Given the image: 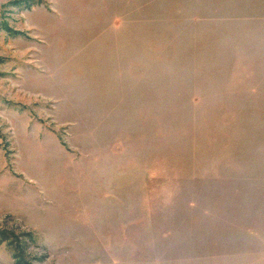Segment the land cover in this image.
<instances>
[{"label": "rangeland", "instance_id": "rangeland-1", "mask_svg": "<svg viewBox=\"0 0 264 264\" xmlns=\"http://www.w3.org/2000/svg\"><path fill=\"white\" fill-rule=\"evenodd\" d=\"M0 264H264V0H0Z\"/></svg>", "mask_w": 264, "mask_h": 264}, {"label": "trees", "instance_id": "trees-1", "mask_svg": "<svg viewBox=\"0 0 264 264\" xmlns=\"http://www.w3.org/2000/svg\"><path fill=\"white\" fill-rule=\"evenodd\" d=\"M4 241H7V238H6V236H4L3 233H0V243H2Z\"/></svg>", "mask_w": 264, "mask_h": 264}]
</instances>
